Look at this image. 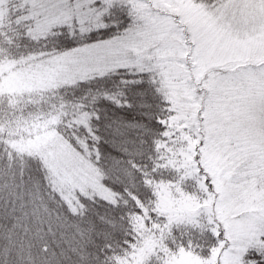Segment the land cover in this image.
Segmentation results:
<instances>
[{"label":"snow or ice","instance_id":"obj_1","mask_svg":"<svg viewBox=\"0 0 264 264\" xmlns=\"http://www.w3.org/2000/svg\"><path fill=\"white\" fill-rule=\"evenodd\" d=\"M0 264H264V0H0Z\"/></svg>","mask_w":264,"mask_h":264}]
</instances>
